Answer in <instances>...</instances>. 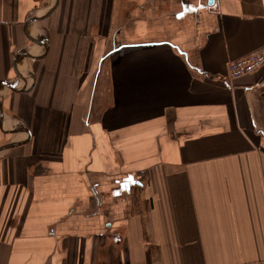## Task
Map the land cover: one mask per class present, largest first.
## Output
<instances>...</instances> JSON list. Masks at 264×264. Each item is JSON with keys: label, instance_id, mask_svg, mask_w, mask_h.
I'll return each instance as SVG.
<instances>
[{"label": "crops", "instance_id": "obj_1", "mask_svg": "<svg viewBox=\"0 0 264 264\" xmlns=\"http://www.w3.org/2000/svg\"><path fill=\"white\" fill-rule=\"evenodd\" d=\"M112 3L0 0V264H264V0L106 50Z\"/></svg>", "mask_w": 264, "mask_h": 264}, {"label": "rangeland", "instance_id": "obj_2", "mask_svg": "<svg viewBox=\"0 0 264 264\" xmlns=\"http://www.w3.org/2000/svg\"><path fill=\"white\" fill-rule=\"evenodd\" d=\"M173 1L175 0H114L112 4L116 6L115 18H120L121 24L119 26H125V29L117 34V31L112 29L113 25L111 26V29L106 33L108 41L106 50L109 48L117 50V48L124 46L130 47L139 44V34L137 33L136 36V31H140V28L138 29L140 26H149L147 30H143L146 34L144 33L140 36L142 41L158 40L167 36L168 30L173 31V29L176 30L182 27L184 29L185 27L179 24V20H181L180 17L183 14H187L189 11H185L184 9L172 12L170 7ZM194 1L197 2L198 0ZM174 7L175 9H181L179 8L181 6L178 4H175ZM197 7L193 10V15L196 18L200 13L205 11V8ZM140 21L146 23L138 24ZM41 36L43 37V35Z\"/></svg>", "mask_w": 264, "mask_h": 264}, {"label": "built area", "instance_id": "obj_3", "mask_svg": "<svg viewBox=\"0 0 264 264\" xmlns=\"http://www.w3.org/2000/svg\"><path fill=\"white\" fill-rule=\"evenodd\" d=\"M262 65H264V46L246 56L231 60L228 65L227 77L230 80L242 78L255 73Z\"/></svg>", "mask_w": 264, "mask_h": 264}]
</instances>
